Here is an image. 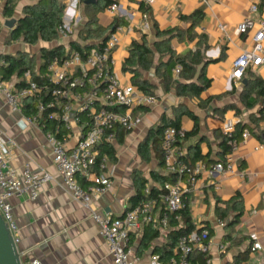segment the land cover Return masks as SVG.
I'll return each mask as SVG.
<instances>
[{
  "label": "crops",
  "instance_id": "1",
  "mask_svg": "<svg viewBox=\"0 0 264 264\" xmlns=\"http://www.w3.org/2000/svg\"><path fill=\"white\" fill-rule=\"evenodd\" d=\"M37 1L16 0L11 18L3 14L6 0L0 2V68L5 65L3 56L16 58L25 54L34 59L35 71L38 73L40 50L46 47L40 45V41L36 45H30L23 38L11 39L13 28L5 26L9 19H15L16 24L23 17L24 8ZM113 1L122 6L120 14L112 15L106 8L96 14V20L97 26L106 29L115 19H120L119 25L128 29L126 33L120 34V43L112 53L115 62L112 72L122 83L132 85V73L123 71L131 44H141L145 37L147 45L153 49L157 42L164 39L156 37L157 27L159 31L174 29L180 32L167 43L171 51L179 56H185L195 49L198 36H206L204 56L215 60L206 67V76L211 80V85L199 98L177 96L176 87L181 81L175 73L176 69L172 71V83L168 91L164 90V84L155 75L153 68L147 72L140 71L142 78L154 85L153 94L157 104L152 108L134 109L132 115L139 121L137 126L125 135L123 143L119 144L115 137V161L110 164L113 169L111 188L92 202L90 210L74 201L61 183L45 140V132L52 124H48V129L45 130L39 125L28 123L27 118L32 114L27 116L21 108L13 109L0 93V142L9 148V168L17 176H21L24 167L28 166L33 174L47 173L51 177L35 200H9L17 225V246L21 259L24 264H114L108 254L107 243L100 235L91 214L95 212L102 216L118 218L128 211L132 207L130 199L135 193L134 172H138L148 181L147 188L155 184L150 177L152 172L166 175L164 167L153 154L146 163L140 158L137 147L150 128L156 127L163 116L173 119L179 106H182L196 116V133L182 141L186 160L192 165L197 162H209L208 165L222 162L224 159L221 154V140L226 130L232 131L238 122L247 123L254 129L250 131L246 128L250 133L249 137L238 143L234 153L233 173L215 174L211 177L202 173L192 185L186 184L185 177L182 182L183 198L188 203L196 229H212L206 254V260L210 262L206 261L205 264H234L238 254L250 247V233H255L264 246V113L263 120L259 121L255 128L251 117L256 115L259 104L248 109L240 101L244 86L242 81H246V76L236 83L232 82L230 76L232 61L248 46L249 38L254 34V31H249L247 35H236L235 29L245 17L254 21L264 20V5H261L259 0L258 13L251 15L248 11L251 0H217L208 5L202 0H153L149 6H146L143 0ZM141 2L148 10V30L142 28V12L139 8ZM64 3L67 7V0H64ZM197 9L203 10V18L190 31L193 39L189 40L187 32L190 22L181 20L180 17H188ZM132 12L135 15L130 18L128 13ZM78 14L82 28L87 16L80 10ZM79 29L74 32L73 41L78 40ZM60 37L62 36L59 35L56 41L51 42L54 43L51 48L63 45L66 51L72 40L62 37L66 42H61ZM166 53L162 49V61L167 60ZM159 58L160 55L154 53L155 64ZM251 73L254 77L264 80V68L252 70ZM1 74L0 69V76ZM15 81L13 78L11 82H2L16 91ZM81 120V125L72 124L67 142L69 149L77 143L83 133L86 120L84 117ZM179 121L180 127L186 133L193 130L194 121L190 117L183 115ZM195 151L204 160L198 158L193 161ZM78 181L83 187L87 185L82 177H78ZM218 200L221 201L219 207L226 211V218L222 221L218 219L215 211ZM227 201H230L228 206ZM152 204L151 215L153 219H159L164 212L163 203L160 201L158 204ZM236 213H240L238 222L233 228L226 230L224 224ZM220 222L223 226H220ZM170 229V226L154 227L141 221L127 241L132 264H150L153 256L159 257V250L168 241ZM230 231L232 237L226 238L225 235ZM146 232H156V237L148 245L142 246ZM252 255L254 260L257 257L255 264L261 262V253H250L249 258Z\"/></svg>",
  "mask_w": 264,
  "mask_h": 264
},
{
  "label": "built area",
  "instance_id": "2",
  "mask_svg": "<svg viewBox=\"0 0 264 264\" xmlns=\"http://www.w3.org/2000/svg\"><path fill=\"white\" fill-rule=\"evenodd\" d=\"M152 1L143 0L146 6ZM202 1L208 5L217 0ZM72 3L73 0H70L58 32L60 36L73 41L74 32L81 26V18L79 14L76 16L67 14L70 8L76 12V6H72ZM259 5V0H251L249 14L258 13ZM107 11L112 15H119L122 6L113 3ZM134 15V12L128 13L130 18ZM142 20V28L148 30V15L142 14ZM220 28L223 29L221 26ZM127 31L128 29L123 26H116L102 45L91 49L85 58L81 57L77 49L69 46L64 58L55 57L48 65V81L43 85L31 81L29 72L24 75L26 86L16 91L12 86L0 81V93L13 109L21 108L25 100L45 94L43 100L36 102V111L27 118V122L42 128L52 124L45 132V140L61 183L71 198L88 210L91 209L92 202L108 192L112 185L111 161L105 155L100 156V145L105 143L113 145L116 128L131 131L137 126L139 121L132 115L134 109L152 108L157 104L155 96L147 95L130 84L122 83L112 72L115 64L112 53L120 43V34ZM249 31H254V34L249 38L248 46L231 63L230 76L235 83L240 82L248 70L264 68V20L254 21L250 17H245L236 27L235 34L247 35ZM179 71L180 68L177 67L176 75ZM82 117L86 120L83 133L77 143L69 149L67 142L72 124L81 125ZM230 132L226 130L225 135H229ZM185 135L186 132L181 127H166L162 131L164 171L166 175H175L176 179L162 185L161 201L164 212L159 219H153L151 215L153 204L148 201L126 211L118 218L92 212V220L105 239L108 254L114 264H132L127 241L141 221L154 227L168 228L170 215L177 221L180 219L178 213L184 208L182 187L184 177L186 184L192 185L202 173L211 177L215 174L234 172V153L238 143L228 141L231 151L222 162L210 165L197 162L191 165L186 160L182 146ZM249 135V131L245 129L241 142ZM9 158V148L0 142V216L17 244V225L9 200L11 198L35 200L43 185L50 181L51 177L47 173L33 174L28 166L24 167L21 176H17L9 168ZM78 177L87 182L85 187L81 186ZM219 224L223 226L222 222ZM207 235V231L195 229L188 235L180 237L173 251L176 257H172L166 264H193L190 256L196 252L204 254L208 252L210 243ZM248 237L250 252L261 253L262 259L258 264H264V246L255 233H250ZM150 264H160L159 257L153 256Z\"/></svg>",
  "mask_w": 264,
  "mask_h": 264
},
{
  "label": "trees",
  "instance_id": "3",
  "mask_svg": "<svg viewBox=\"0 0 264 264\" xmlns=\"http://www.w3.org/2000/svg\"><path fill=\"white\" fill-rule=\"evenodd\" d=\"M15 1L16 0H6L3 9V14L5 17H12ZM79 2L85 9L87 21L84 26L78 30V40L72 41L69 46L73 49H77L80 52L81 57L85 58L86 54H88L91 50L90 47L94 46V48H97L101 46L106 40L108 34H110L114 28L120 24L121 21H119L120 19H115L106 29L97 26L96 14L103 12L111 4L115 3L113 0H98L97 4L95 5H84V0H79ZM263 4L264 0H261V5ZM65 8L66 4L64 3V0H38L35 4L26 6L24 8L23 17L20 18L13 26L11 39L17 40L23 38L24 41L30 45H36L39 41H56L59 37L58 29L62 24ZM139 8L142 14L148 13L147 8L142 2L140 3ZM202 18V9L195 10L188 17H180L181 20H188L190 22V28L187 32L189 40L193 39L190 31L201 21ZM155 33L156 37H163L164 39L157 42L153 49L147 45L145 37L143 38V42L141 44L137 42H133L131 44V49L129 50V54L123 64V71L132 73L131 84L143 93L154 96V85L148 80L143 79L140 71L147 72L153 68L155 75L162 80L164 84V90L168 91L172 83V71L179 67L180 71L178 78L181 82L178 83L176 87L177 96L199 98L200 95L211 85V80L206 76V67L208 64L215 61L207 59L204 56L206 50V36H198V42L195 49L185 56H179L175 55L171 51L167 43H169V40L172 37L177 36V34L179 35L180 32L174 29L168 31H159L158 28L155 27ZM162 49L163 51L167 52L166 56H168V58L165 61H162ZM65 52V47L63 45H58L53 48H42L40 50L38 73L35 71L34 59L32 60L25 54H21L16 58L11 56H3L2 58L5 65H2L0 68L2 73L0 76V81L11 82L12 79L15 78V89L19 90L26 86L24 75L26 72H29L31 81L35 82L37 85H43L48 81V65L55 57L64 58ZM154 53H158L160 55V58L157 60L156 64L154 63ZM245 76L246 84L243 86L241 91L240 101L244 107L248 109H252L259 104L256 115L251 117L253 123L255 124V128H257L258 122L263 120L264 80L254 77L249 70L245 73L244 77ZM44 98L45 94H41L36 98L25 100L23 106L21 107L23 114L30 116L31 114L35 113L36 102L40 99L43 100ZM175 114L176 116L173 119H167L165 116H163L160 123L156 127L150 128L146 137L139 143L137 147L138 154L140 158L146 163L150 161L151 155L153 154L157 161L164 167L163 152L161 148L162 131L166 127L171 126L180 128L179 119L181 116L186 115L194 121L193 130L186 133L185 138L196 133V116L192 112L182 106H179ZM246 128H248L250 131L254 130L251 129L250 125L247 123L238 122L229 135L223 136L220 143L223 159L231 151L228 141L239 143L242 139V133ZM47 129L48 127H45V130ZM129 132L130 131L120 127L116 128L115 137L119 144L123 143L125 135H127ZM194 153L196 154L193 155V161L198 158L204 160V158H202L198 152L195 151ZM99 154L100 156H107L112 162L115 161L116 152L113 145L106 143L101 144L99 147ZM208 164L209 162H207V165ZM150 177L155 184L149 187L148 191L146 192L148 181L138 172L133 173L135 193L130 199L132 203V207L130 209L146 201L157 204L160 203L161 194L163 193L162 185L165 182H174L176 179L175 175H162L158 172H152ZM229 202L230 201H227V206ZM220 203L221 201L218 200L215 211L218 219L222 221L226 218V211L219 207ZM239 214L240 213H236V215L233 216L228 223L224 224V228L226 230L234 227V225L238 222ZM178 215L180 217L178 221L174 219L173 215L169 216V226L171 229L168 234V241L159 250V252H161L159 256L160 264H166L172 257H176L173 251L178 239L182 236L188 235L196 229L186 200H184V208L178 213ZM150 227L151 225H149V228ZM207 233V237L210 238L212 229H208ZM147 234H149L148 237ZM155 237L156 232L153 234L146 232V235L142 239V246L148 245L149 242ZM225 237L231 238L232 232L230 231L227 233ZM250 253V247L245 252L239 253L234 261V264H248L247 262L249 260ZM190 260L193 262V264H205L206 254L196 252L190 256Z\"/></svg>",
  "mask_w": 264,
  "mask_h": 264
},
{
  "label": "water",
  "instance_id": "4",
  "mask_svg": "<svg viewBox=\"0 0 264 264\" xmlns=\"http://www.w3.org/2000/svg\"><path fill=\"white\" fill-rule=\"evenodd\" d=\"M98 0H84V5H95ZM77 0H73L72 6H76ZM15 19H9L5 22V26L12 29L15 25ZM91 49L94 46L90 47ZM242 84L245 85L246 81L243 80ZM0 264H24L18 246L14 242L7 225L0 216Z\"/></svg>",
  "mask_w": 264,
  "mask_h": 264
},
{
  "label": "rangeland",
  "instance_id": "5",
  "mask_svg": "<svg viewBox=\"0 0 264 264\" xmlns=\"http://www.w3.org/2000/svg\"><path fill=\"white\" fill-rule=\"evenodd\" d=\"M69 1L70 0H67V7L65 8V11H64V13L66 12V10H67V8L69 7ZM78 2V3H77ZM77 2H76V4H77V6L75 7V10H76V12L78 13V11L80 10V12H82V13H85V9H84V7H83V5L79 2V0H77ZM78 7H79V9H78ZM64 16V15H63ZM83 18V17H82ZM62 37H60L59 38V40L62 42H66V40L64 39V38H62ZM53 44L54 43H51V42H43L42 43V41H40V45H43V46H45L46 48H51L52 46H53ZM37 49V48H36ZM38 50V49H37ZM34 70V69H33ZM248 264H255V263H257V257H256V260H254V256L252 255V257L250 256V258H249V260H248V262H247Z\"/></svg>",
  "mask_w": 264,
  "mask_h": 264
},
{
  "label": "clouds",
  "instance_id": "6",
  "mask_svg": "<svg viewBox=\"0 0 264 264\" xmlns=\"http://www.w3.org/2000/svg\"><path fill=\"white\" fill-rule=\"evenodd\" d=\"M68 15H71V16H76V15H78V13L77 12H75L72 8H70L69 10H68V13H67Z\"/></svg>",
  "mask_w": 264,
  "mask_h": 264
}]
</instances>
